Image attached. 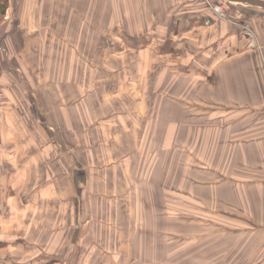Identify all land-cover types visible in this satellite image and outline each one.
Listing matches in <instances>:
<instances>
[{
	"label": "crops",
	"instance_id": "0c3cea01",
	"mask_svg": "<svg viewBox=\"0 0 264 264\" xmlns=\"http://www.w3.org/2000/svg\"><path fill=\"white\" fill-rule=\"evenodd\" d=\"M84 1L88 0H8L4 17L0 9V116L3 113L14 114L16 125L20 124L22 114L35 115V109L40 113L43 111L42 115L58 116L50 101L47 106L38 104L34 110L30 107V100L26 101L29 87L25 85H28V79L34 85L36 75L29 58L26 59L27 39L24 34L22 38L17 34L30 27L29 21L39 18L37 4ZM91 2L95 4L99 0ZM111 3L125 5L120 13V18L124 19L129 15L128 5L140 4L139 13H144L142 19L154 20L157 26L136 28L140 31L129 35L131 38L138 37L134 45L125 42L121 52L124 56L134 52L140 68L138 76H122L123 81H120L119 70L112 72V80L117 85L125 81L131 83L132 79L128 81V78L136 79L132 94L127 93L125 87L124 91L121 87L117 88L119 95L114 94L107 115L96 107L98 110L95 109L88 117L78 101L80 97L75 98L74 105L62 111L67 123V117H79L75 130L69 124L74 132H70L72 141L76 143L80 138L84 144L85 140H92L91 147L96 149V143L100 145L108 130L123 129L130 137V147L133 140L139 141L142 147L140 135L146 133L147 125H138L131 120V114L135 111L138 119L148 114L152 116L156 135L161 134V138H165L166 132L171 140L177 141L187 132L191 137V155L194 152L196 157L194 161L200 165L199 168L208 170L204 174H191V216L203 213V218L207 220L212 213L230 220V225L236 228L247 224L256 230L254 222L264 227V0L239 3L235 5L236 9L231 7L230 11L240 22L251 24L257 36L255 46H251L244 35L242 23L219 20L206 0H107V4ZM179 5L185 9L180 11ZM168 20L179 23L170 29L156 22ZM164 63L170 65L167 75L161 73ZM126 64L131 67L132 63ZM22 70L24 73H20ZM26 71L28 79L23 76ZM151 71L158 72L152 76L149 75ZM39 77L46 85L45 75L42 77L40 74ZM159 83L178 87L173 88L174 93L166 94L168 97L163 96L164 92L158 94V100L149 104L145 100L144 87L151 90L153 84ZM21 85L26 89L23 97L18 99L13 95L15 100L12 97L10 100L7 92H15L13 87L19 89ZM91 94L94 98L93 89ZM132 97L137 104L134 111L126 109ZM44 99L41 98L42 101ZM123 99L126 101L122 102ZM188 100H191V122L185 121L181 127L176 117L188 114L180 109L182 103L187 106ZM121 115L131 121H118L116 118ZM154 117H159V121ZM165 122L167 126L175 123V127H164ZM45 127H49L48 123ZM45 127L38 119L33 127H29L26 140L21 135L19 140H11L10 143L3 139L0 141V239L7 243L0 249V264H102V259L115 260V247L107 246L106 250H100L99 234L95 232V228H99V219L85 217L83 213L88 211L86 207H91L90 212L94 209L96 212L100 209L101 214L111 212V226L122 218V213L127 212L126 217L131 219L132 209L136 207L129 204V197L133 192L137 194L136 190L142 192L143 189L133 187L131 192L130 186L122 182L132 181L128 173L131 168L125 171L123 166L125 160L129 164V159L119 157L123 155L120 152L122 149L114 143L113 156L110 151L108 157H97L98 160L92 164L87 162L85 168L77 169L81 178L86 173V185L78 186L74 184L72 173L68 172L71 158L65 148L62 150L63 143L53 141V136ZM38 129L44 130V134L40 135ZM149 134L151 136L152 132ZM187 141L190 145V139ZM105 165L107 168H104ZM161 171L156 174L157 177ZM223 171L227 172L222 174ZM139 172V179L145 176V173ZM197 176L209 178L207 181H213L214 186L205 182V189L195 188L194 178ZM69 184L96 199V207L85 206L82 198L80 204L63 203L61 197ZM152 191L162 193L157 186ZM198 207H203L204 212ZM119 214L122 215L117 216ZM247 215L251 221L244 219ZM114 238L117 245L121 237ZM250 239L264 243V237L252 236L246 240ZM114 248L116 251H113ZM242 253L240 260H258L256 264H264V251L258 249L250 256H247L249 253Z\"/></svg>",
	"mask_w": 264,
	"mask_h": 264
},
{
	"label": "rangeland",
	"instance_id": "374dc122",
	"mask_svg": "<svg viewBox=\"0 0 264 264\" xmlns=\"http://www.w3.org/2000/svg\"><path fill=\"white\" fill-rule=\"evenodd\" d=\"M215 1L213 0V2ZM236 4L239 3H230L232 9H236ZM37 5L35 6L39 18L35 21H29L30 27H26L19 32L20 34H17V37L20 38L24 34L27 39L28 55H26V59L29 58L31 69L36 75L34 85L28 79L27 71L23 75L28 79V85L25 86L29 87L26 101L30 100V107L33 110L41 103L47 106L50 101L52 107L57 109L58 116L42 115L43 111L40 113L35 109V115L22 114L19 127L15 124L16 116L14 114L3 113V116H0V141L3 139L10 143L11 140L12 142L19 140L21 135L26 140L28 131H30L29 127H33L35 120L39 119L44 127L48 123L49 127L45 128L53 136L52 140L61 141L63 143L62 150L65 148L68 157L71 158L70 165L68 164L69 169H67L74 177V184L78 186L86 185V173L81 178L78 168H85L87 162L92 164L93 161L98 160L97 157H108L109 152L111 151L112 154L115 149L114 143L120 145V149H122L120 152L123 155L119 157L129 159V164L125 160L123 166L126 167L125 171L131 168L128 173L132 178V181L125 180L122 182L130 186L131 192H133V187H138L143 191L139 192L138 189L136 190L137 194L133 192L129 197V204L136 207L132 209L131 219L126 217L127 212L122 213V218L117 217L118 220L114 221V226H111V212L101 214L100 209L98 212L94 209L93 213V211L90 212L91 207H86L88 211L83 213L85 217L94 216L99 219L97 222L99 228L96 227L95 232L98 231L99 234L100 250H106L107 246L109 248L115 247L117 250L115 260L102 259L101 263L256 264L257 261L252 259L240 261V258L242 252H250L247 255L250 256L251 252H257L258 249L264 251V243L253 242L251 239L246 240L252 236L262 239L264 227L257 226V223L253 221L256 230L247 224L241 228H236L230 225L232 224L230 220L226 221L212 213L207 220L203 218V213L191 216L192 198L189 195V193L191 194V174L194 172L204 174L208 170L203 169V167L199 168L200 165L194 161L196 157L194 152L191 155V137L187 132L179 136L177 141L171 140L170 134L166 132L165 138H161V134L156 135L152 116L147 114L144 118L138 119L134 115L137 104L132 97L131 104L126 105L127 110L134 111L131 114V120H135L141 127L147 125L146 133L142 132L140 135L142 147L139 145V141L134 140L130 147V137L123 129H119V131L108 130L100 141V145L96 143V149L91 147L92 140H87V142L85 140V145L80 138L76 143L72 141L70 132H73L77 127L76 123L79 117L77 118L75 115L73 118L67 117L69 120L67 123L64 119L66 115L62 111L74 105L75 98L80 97L78 101L88 117L97 109L96 107H100L99 110L107 115L109 105L112 104L110 102L114 100V94L119 95L117 88L121 87L123 88L121 91H124L125 87L126 92L130 94L135 90L134 81L136 79L128 78V81L132 79L131 83L125 81L124 84L117 85L112 80V72L114 69L119 70L117 73H120V81H123L122 76L135 77L139 74V62H137L134 52H128L126 56L121 52L124 51L125 42L127 45H134V41L138 37L132 36L131 38L129 35L140 31V29L135 30L136 28L144 25L149 28L150 26H157L154 20L142 19L141 16L144 13H139L138 9L142 5H128L129 15L127 19L120 18V13L124 11L125 5L107 4V0H99L95 4L88 0L74 4L44 3ZM178 8L180 11L185 9L182 5H179ZM156 22L170 29L179 23V21L171 20L162 21V23ZM20 41L22 43V40ZM26 49L27 47L24 48V52ZM148 57L150 59L151 55L148 54ZM16 61L17 59L14 58V62ZM126 62L132 63L131 67ZM164 65L165 68L162 69L161 73L167 75L170 72V65L165 63ZM155 72L158 71H151L149 75ZM20 73H24L23 70ZM40 74L42 77L45 75L46 85L44 79L39 77ZM49 82L50 85H48ZM175 87L178 85L161 83L153 84L151 90H146L144 87L146 91L145 100L149 101V104L152 100L155 102L158 100L157 95L162 92L165 93L163 94L164 97H168L166 94L174 93L173 88ZM13 89L15 92L13 90L7 92L10 100L11 97L15 100L14 96L20 99L23 97L22 93L26 91L22 85L19 89L16 86ZM92 89L94 98L91 94ZM159 89L160 91H156ZM130 94L126 95L130 96ZM40 97L45 99L42 101ZM124 101L126 100L123 99L122 102ZM188 101L187 106L182 103L180 108L182 111H187L188 114L176 117L179 119L181 127L185 121L191 122V100ZM188 107H190L189 110H187ZM75 108L77 109V105ZM116 119L121 122L131 121L123 115ZM154 119L159 121V117H154ZM69 124L74 126L72 127L73 130ZM164 127H175V123L167 126L165 122ZM38 131L40 135L44 134V130L38 129ZM150 131L152 135L149 134V137ZM138 133L137 131L136 135ZM36 139L40 138L36 137ZM188 139H190V145H188ZM6 145L5 142L4 146ZM56 149L58 150V148ZM104 168L107 166L105 165ZM139 171L145 173V176L140 179L138 178V173L139 177L141 175ZM159 171L161 172L157 177L156 174ZM226 172L221 173L225 174ZM111 173L107 172V174ZM194 179L195 188L205 189V182H211L210 186H214L213 181H207L209 178L204 179L197 176ZM156 186L162 190L161 194L152 191ZM63 195L61 197L63 203L76 204L77 202L80 204L82 198L85 206L90 204L92 207H96L98 204L96 199L83 193L80 188H75L74 185L69 184ZM201 196L208 201L205 196ZM188 207L190 208L188 209ZM198 209L204 212L203 207H198ZM247 214L249 213L247 212ZM244 219L252 220L249 215ZM111 227H115V229L110 230ZM114 236L121 237L117 245L114 244L116 241ZM235 236H243L244 240L235 241ZM115 248L113 251H116Z\"/></svg>",
	"mask_w": 264,
	"mask_h": 264
},
{
	"label": "built area",
	"instance_id": "2783aa9c",
	"mask_svg": "<svg viewBox=\"0 0 264 264\" xmlns=\"http://www.w3.org/2000/svg\"><path fill=\"white\" fill-rule=\"evenodd\" d=\"M206 1L208 6L210 7V10L216 15V17L219 20H223V21L233 20L234 22L242 23L241 24L242 31L244 35L249 39L250 45L255 46L257 44V36L251 24L246 22H240L241 21L240 19H238L236 16L230 13L231 6L229 2H227L226 0H219L216 2H213V0H206ZM234 19H238V20L236 21Z\"/></svg>",
	"mask_w": 264,
	"mask_h": 264
},
{
	"label": "trees",
	"instance_id": "16d2710c",
	"mask_svg": "<svg viewBox=\"0 0 264 264\" xmlns=\"http://www.w3.org/2000/svg\"><path fill=\"white\" fill-rule=\"evenodd\" d=\"M7 8H8V0H0V9H1V15H2V17L5 16L6 11H7ZM165 49H166V51H171L170 49H167V48H165ZM235 238H238L240 240H244V237L243 236H235ZM248 238H251V237H248ZM6 246H7V243L5 241H3V240L0 239V249L4 248ZM245 253L248 254L250 252H245ZM254 261H257L258 262V260H254Z\"/></svg>",
	"mask_w": 264,
	"mask_h": 264
},
{
	"label": "water",
	"instance_id": "95a60500",
	"mask_svg": "<svg viewBox=\"0 0 264 264\" xmlns=\"http://www.w3.org/2000/svg\"><path fill=\"white\" fill-rule=\"evenodd\" d=\"M231 3H251V0H227Z\"/></svg>",
	"mask_w": 264,
	"mask_h": 264
}]
</instances>
